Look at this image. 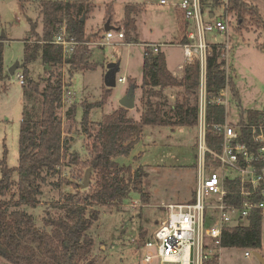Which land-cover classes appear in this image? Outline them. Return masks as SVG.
<instances>
[{"label":"rangeland","instance_id":"obj_1","mask_svg":"<svg viewBox=\"0 0 264 264\" xmlns=\"http://www.w3.org/2000/svg\"><path fill=\"white\" fill-rule=\"evenodd\" d=\"M40 1L42 0H0V41L3 67L7 72L16 62L22 64L25 40L28 44L34 43L36 37L31 33V24H35L36 32H41ZM69 1H82L85 7L89 6V14L85 20V35L88 38L89 61L94 63V67L75 71L70 79V85L64 91L68 90L70 97L63 103L58 114L62 125V137L67 141V151L57 166L58 172L47 175L46 181L42 182L34 207L20 206L32 214L39 227L42 226L47 211L53 213L57 210L52 206L54 201L76 191L74 182L81 183L88 168L83 163L89 155L85 147V136L81 131L83 103L93 105L89 110L88 119L95 124L101 121L105 114L120 107V98L133 84L135 107L128 109L127 115L137 119L140 112L145 109L141 97H147L140 87L145 43H166L160 50L165 55L169 70H174L176 64L182 61V49L178 42L184 34L183 20L172 5L178 0H166L167 4H161L160 0ZM245 1L257 6L264 19V0ZM127 4L139 8L134 15L135 29L131 32L130 41L127 40L123 27L124 6ZM213 10L216 15L223 14L224 21L228 23V30L227 32L206 30V41L225 44L224 68L234 80L240 98L238 106L226 89L229 100L225 121L235 123L240 111L264 115V55L257 46L262 40V31L247 16L242 25H239L237 15L229 11L222 12L220 3H216ZM106 22H109L108 30L113 34L121 27L124 38L113 37L106 41ZM110 62L118 63L116 82L104 103L96 106L94 104L102 99L107 88L103 75ZM26 67L29 69L30 77L39 83L40 89L51 72H60L65 78L68 76L66 66L54 68L44 64L40 51ZM19 71H22V66L15 69L13 74L8 72V77L0 81V159L5 156L7 165L11 167L18 164L20 120L39 119L42 103L39 93L26 89V86L19 83L16 76ZM119 77H123L124 81H117ZM180 91L182 89L179 87L164 89V106L167 110L175 107L176 100L180 98ZM150 99L156 101L155 96H150ZM71 104H75L76 112L70 119L66 117V111ZM196 147V126L171 128L148 125L143 128L141 139L128 156L120 155L114 158L119 164L130 165L132 169L140 165L145 172L142 187L147 200H142L140 192L131 191L119 209L113 206H93L98 210L99 217L89 229L93 245L87 257L91 264H157L155 260L151 263L142 262L144 249L139 247V242L151 239L157 224L165 218L166 211L162 206L164 203L183 202L191 196L195 185ZM71 152L78 154V163L69 161ZM58 175L67 181H63L60 187H55L51 182L56 181ZM13 180L16 182L17 177L14 176ZM89 180L86 188L94 186L95 174L92 171ZM4 198L12 199L11 201L17 198L15 183ZM132 201L140 206L137 212L129 205ZM246 249L251 252L249 257L243 256ZM253 250L255 249L251 247H224L218 252L219 261L216 258V264L217 261L219 264H260L252 253ZM256 250L264 256V216L261 221V244Z\"/></svg>","mask_w":264,"mask_h":264},{"label":"trees","instance_id":"obj_2","mask_svg":"<svg viewBox=\"0 0 264 264\" xmlns=\"http://www.w3.org/2000/svg\"><path fill=\"white\" fill-rule=\"evenodd\" d=\"M202 2L203 8L213 9L218 0ZM39 4L41 32H36L35 24H31V33L36 39L32 45L25 40V55L21 66L25 77L23 86L42 97L41 113L37 120L24 118L20 120L18 164L11 167L7 165L5 156L0 159V257L10 264H91L87 257L93 245L89 229L99 217L98 210L93 206H113L119 209L131 191L140 192L142 200H147L142 187L145 172L140 165L132 169L130 165L119 164L114 158L130 154L145 126L197 125L199 66L197 61L187 64L180 78L173 76L167 68L164 53L161 50L152 52L146 48L142 62L141 88L147 97H141L145 109L140 112L138 119L128 116V109L120 106L93 124L88 119L89 110L93 105L83 103L81 131L85 136V147L89 154L83 163L95 174L94 186L81 189L80 182H74L76 191L54 201L52 206L57 210L53 213L47 211L42 226L39 227L32 214L20 206L34 207L42 182L46 181L47 175L58 172L57 166L67 151V141L62 137V125L58 114L62 106L63 91L70 85V79L75 71L94 67V63L89 61L88 38L85 35V20L89 14V6L85 7L82 1L69 0H42ZM138 11L139 8L135 5L124 6L123 27L128 41L132 40L131 32L135 29L134 15ZM226 11L237 15L239 25H242L247 16L261 29L262 40L257 46L264 55V19L257 6L245 0H228ZM63 22L69 37L78 42L68 58H62L51 42ZM223 48L222 43L210 45V52L206 58L207 97L218 96L224 89H228L230 98L239 106L240 98L234 80L224 68ZM39 51L44 64L54 68L66 66L67 78L60 72H51L40 89L39 83L29 76L26 67L28 62L36 58ZM7 77L8 72L3 67L0 41V81ZM169 87H179L182 91L180 98L175 102V107L167 110L164 106L163 91ZM110 89L107 87L102 99L94 105L103 104L111 92ZM150 96H155L156 101H152ZM68 107L66 117L71 119L75 115L76 106L71 104ZM227 112L223 104H209L206 107L205 143L212 150L221 149L222 133L216 126L225 122ZM260 123L264 124V115L240 111L239 118L232 124L239 132V141L254 146L251 143L249 125ZM69 155L70 162H79L76 152ZM14 176L17 177L16 182L13 180ZM63 181L67 180L58 175L57 180L51 184L60 187ZM14 183L17 198L13 201L6 200L4 197ZM228 183L231 189L225 200L239 202L236 182ZM261 221L262 216L255 212L248 217L246 224L223 230L221 247L257 249L261 244ZM205 264L216 262L213 258Z\"/></svg>","mask_w":264,"mask_h":264},{"label":"built area","instance_id":"obj_3","mask_svg":"<svg viewBox=\"0 0 264 264\" xmlns=\"http://www.w3.org/2000/svg\"><path fill=\"white\" fill-rule=\"evenodd\" d=\"M160 3L168 2L160 0ZM218 3L222 6V12L226 11L228 0H218ZM172 5L180 13L184 26V34L178 42L182 49V61L178 68L183 69L195 61L199 66L195 185L186 201L162 205L166 211L165 218L158 223L151 239L139 242V247L144 249L143 263L155 260L157 264H205L213 258L216 262L218 252L223 248V230L246 224L248 217L255 212L264 216V124L249 125L254 146L240 142L237 128L226 121L216 126L222 133L220 151L206 145L207 105L223 104L228 111L229 100L226 89L218 96L207 97L206 58L211 43L206 41V30L227 32L228 23L224 21L223 14L216 15L213 9L203 8L202 0H178ZM105 37L106 41L113 37L124 38V32L121 27L117 28L115 34L106 30ZM51 42L62 58L70 57L78 43L69 37L64 22ZM165 44L146 43L145 46L157 52ZM222 57L225 60L224 50ZM16 76L23 85V72L19 71ZM117 81L123 82L124 78L119 77ZM64 91L62 105L70 97L69 91ZM228 181L236 182L239 202L225 200L231 189ZM129 205L135 212L139 210L137 202L132 201ZM250 254L247 249L243 252L244 257ZM217 259L219 261V257Z\"/></svg>","mask_w":264,"mask_h":264},{"label":"water","instance_id":"obj_4","mask_svg":"<svg viewBox=\"0 0 264 264\" xmlns=\"http://www.w3.org/2000/svg\"><path fill=\"white\" fill-rule=\"evenodd\" d=\"M110 26L105 24V29H109ZM19 63L13 64L11 67L8 68V72L10 74H13L15 69L20 67ZM118 70V64L115 62H110L107 64V70L103 75L104 84L108 88H112L115 85L116 82V71ZM119 104L121 107H124L126 109H131L135 106L134 102V85L131 84L127 90V92L120 98ZM91 169L87 168L84 174V178L82 182L80 183L81 188H86L89 185V176H90ZM254 255L258 258L260 264H264V257L259 254L258 252H254Z\"/></svg>","mask_w":264,"mask_h":264},{"label":"crops","instance_id":"obj_5","mask_svg":"<svg viewBox=\"0 0 264 264\" xmlns=\"http://www.w3.org/2000/svg\"><path fill=\"white\" fill-rule=\"evenodd\" d=\"M108 23V25H109V22H106V24ZM181 40V39H180ZM179 40V41H180ZM146 44V43H145ZM147 48V47H146ZM166 61V60H165ZM118 64V63H117ZM179 64V63H178ZM178 64H176V67L174 68V70H169L171 73H172V75L173 76H176V77H181L182 75H183V69H179L178 68ZM168 68V67H167ZM29 70V69H28ZM30 76V75H29ZM32 78V77H31ZM33 79V78H32ZM141 83H142V81H141ZM141 87V86H140ZM164 93V92H163ZM135 102V101H134ZM135 107V106H134ZM139 116V115H138ZM138 119V118H137ZM171 128H173V127H171ZM142 133H143V131H142ZM141 133V134H142ZM139 139H141V135H140V138ZM140 164H144V163H141L140 162ZM193 168V167H192ZM191 195H192V193H191ZM190 198V197H189ZM158 225V224H157ZM258 252V253H260L259 251H257L256 249L255 250H253V254H254V252ZM264 257V256H263ZM258 259V258H257ZM259 261V260H258ZM260 263V262H259ZM0 264H10L9 262H7L4 258H2V257H0Z\"/></svg>","mask_w":264,"mask_h":264}]
</instances>
